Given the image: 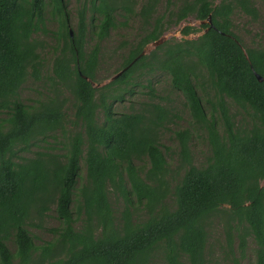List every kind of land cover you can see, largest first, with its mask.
Listing matches in <instances>:
<instances>
[{"label":"trees","instance_id":"16d2710c","mask_svg":"<svg viewBox=\"0 0 264 264\" xmlns=\"http://www.w3.org/2000/svg\"><path fill=\"white\" fill-rule=\"evenodd\" d=\"M158 4L83 0L70 35L65 0H0V264H212L215 223L231 264L245 259L249 239L253 264H264V81L253 74L264 77V46L243 48L232 21L236 11L255 20L257 9L253 0H167L157 15ZM46 10L59 23L53 60L44 95L27 105L19 92L42 79L34 35L48 33ZM118 15L122 24L138 17L141 34L113 77L126 70L99 85L100 44ZM189 17L199 28L162 40ZM157 72L205 136L200 166L186 128L174 132L180 158L170 168L159 142L172 117L164 107L115 111L137 75ZM230 105L245 113L240 121ZM31 147L43 150L20 155ZM51 211L58 226L36 244L31 229Z\"/></svg>","mask_w":264,"mask_h":264},{"label":"rangeland","instance_id":"374dc122","mask_svg":"<svg viewBox=\"0 0 264 264\" xmlns=\"http://www.w3.org/2000/svg\"><path fill=\"white\" fill-rule=\"evenodd\" d=\"M67 2L66 10L68 15V27L73 33L76 27V8L79 2L83 0H65ZM135 10H138L145 0H134ZM182 0H174L176 6L181 3ZM167 0H159V4L156 9V14L161 15L166 8ZM254 6L257 9V18L251 19L245 14L235 12L232 21L234 26V33L239 38L243 48H252L258 46H264V0H253ZM50 10V8H49ZM49 10L45 11L47 34L40 31L34 35V38L43 46V50L40 52V58L43 62V68L41 71L42 79L36 81L29 77L26 83L23 85L19 92L20 100L27 105H32L37 99L44 95V85L42 81L43 76L48 74L51 70V64L53 60L54 39L52 33L58 28V21L51 16ZM171 20L170 22H173ZM118 27L111 31L109 37L100 44L99 55V67L95 74L96 84H105L115 74V71L121 64V56L126 53L130 44L137 41L141 34V22L136 16L129 19L124 23V19L117 16ZM185 26H192L199 28V23L192 17H189L185 21L181 22L178 26L172 25L163 35V40L176 39L180 40V30ZM192 38V37H191ZM92 45V41H87L86 49H89ZM153 45H149L145 50L146 53L153 49ZM135 85L130 87L133 90V94H126L125 101L115 105L116 113H128L131 111L139 112L144 104L152 103L164 107L172 115L171 121L166 124V128L160 133V146L161 150L165 154L167 162L172 170H174L179 163V143L176 139L174 132L181 129H190L192 132L190 142V153L192 163L196 166H200L205 162L208 155V146L204 134L193 125L189 116L188 110L184 107L183 99L181 95L175 92L169 82V77L161 72H157L149 75L143 73L137 75L134 80ZM98 87V85H96ZM231 113L236 114V121H240V118L245 114L242 110L238 109L234 105H230ZM41 147H45V144H41ZM42 148L31 147L20 155L23 157H30L32 154ZM82 174H84L83 164L81 163ZM58 226V222L55 219V213L51 211L48 218L37 228L31 229L35 236V243L41 244L51 239V229ZM220 225L216 223L210 231V258L212 264H231L229 259L223 255V234ZM9 248L13 251V246L8 244ZM254 249L255 245L253 240L249 239L246 250L245 259L240 264H253L254 263ZM156 264H161L156 262ZM181 264H186V260L183 259Z\"/></svg>","mask_w":264,"mask_h":264},{"label":"water","instance_id":"95a60500","mask_svg":"<svg viewBox=\"0 0 264 264\" xmlns=\"http://www.w3.org/2000/svg\"><path fill=\"white\" fill-rule=\"evenodd\" d=\"M211 27H212V23H211V20H210V17L207 19V21H206ZM205 31H207V30H205ZM72 32H71V30H70V34H71ZM163 40V39H162ZM159 42H156V43H154L155 45H157ZM145 53V52H144ZM143 53V54H144ZM124 70H126V68L124 69ZM123 70V71H124ZM123 71H121V72H119L118 74H116L112 79H114V78H116L117 76H119ZM253 74L255 75V77H256V79L258 80V81H264V77H262V76H260L259 74H257L254 70H253ZM87 81H89L90 83H92L91 82V80L90 79H88V78H86V77H84ZM94 87H97L95 84H94Z\"/></svg>","mask_w":264,"mask_h":264},{"label":"flooded vegetation","instance_id":"af4514ba","mask_svg":"<svg viewBox=\"0 0 264 264\" xmlns=\"http://www.w3.org/2000/svg\"><path fill=\"white\" fill-rule=\"evenodd\" d=\"M70 35H72V34H70Z\"/></svg>","mask_w":264,"mask_h":264}]
</instances>
